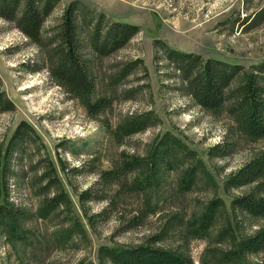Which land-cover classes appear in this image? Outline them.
<instances>
[{
  "label": "rangeland",
  "instance_id": "obj_1",
  "mask_svg": "<svg viewBox=\"0 0 264 264\" xmlns=\"http://www.w3.org/2000/svg\"><path fill=\"white\" fill-rule=\"evenodd\" d=\"M72 2L89 60L92 101H108L93 116L48 75V39ZM99 19L102 34L116 22L137 26L138 33L120 49L93 55L86 45ZM40 36L34 44L0 19V93L14 106L0 113V264H112L99 256L100 247L142 245L180 257L177 264H264V250L238 249L264 227V220L231 207L249 187L225 186L242 165L264 154V139L236 130L229 103L218 112L197 106L166 52L245 71L264 65V0H59ZM141 114L151 117L148 127L116 134ZM21 122L32 129L30 139L9 149ZM172 137L190 156L166 172L155 166L144 192L131 188L142 176L137 172L99 181L98 174L112 170L122 153L151 161L157 143ZM223 141L231 143L230 153L212 155ZM51 163L69 202L46 213L43 201L53 190L42 192L37 178ZM193 165L200 167L195 183L182 190ZM84 192L88 200L81 202Z\"/></svg>",
  "mask_w": 264,
  "mask_h": 264
},
{
  "label": "trees",
  "instance_id": "obj_2",
  "mask_svg": "<svg viewBox=\"0 0 264 264\" xmlns=\"http://www.w3.org/2000/svg\"><path fill=\"white\" fill-rule=\"evenodd\" d=\"M59 4V0H0V19L13 23L31 42H41L42 27L46 18ZM77 5L70 3L62 11L54 33L48 39L47 54L49 77L70 97L77 99L90 116L108 106L106 98L92 101L94 86L88 75L89 60L82 54V31L77 25ZM100 19L87 39L86 50L96 56H105L124 47L137 33L138 27L127 23H112L102 34ZM82 26V24H81ZM81 28V27H80ZM167 58L186 83L188 94L201 109L211 112L220 111L226 103L228 115L233 119L236 130L251 140L264 139V65L252 71H245L239 65H231L209 58L205 61L199 55L177 53L167 50ZM238 81L234 88L233 82ZM13 104L0 93V113L12 111ZM150 116L141 114L131 117L117 127L118 136H130L144 130L150 124ZM32 129L21 122L15 129L9 149L18 141L29 140ZM228 137V136H227ZM231 151V143L223 141L213 146L210 153L225 157ZM156 158L147 161L138 156L122 153L119 162L110 171L98 174L99 181L110 183L115 178L127 177L133 173L141 174L131 186L144 192L151 182L150 174L155 166L164 172L178 168L190 151L176 138H163L155 146ZM36 166H39V162ZM197 165L187 167L180 188L186 190L194 185L199 171ZM56 169L49 164L37 180L42 184L41 191L50 197L43 201L46 213L54 211L68 198L56 178ZM227 188L249 187L246 194L235 197L231 202L234 211L255 219L264 220V154L256 156L242 165L225 182ZM81 202L88 200L86 193L79 196ZM215 211V209H214ZM213 211V212H214ZM208 212H211L208 210ZM11 213V212H8ZM1 214V212H0ZM212 214V213H211ZM5 214L3 218H6ZM91 216L88 221L91 223ZM205 223V219H202ZM135 224V218L129 221ZM241 253L256 254L264 250V227L251 237L238 244ZM99 256L112 264H177L180 257L165 250L142 245L138 247H100Z\"/></svg>",
  "mask_w": 264,
  "mask_h": 264
}]
</instances>
